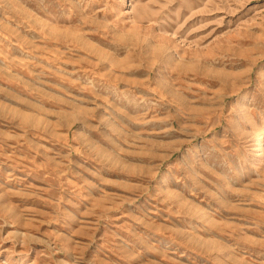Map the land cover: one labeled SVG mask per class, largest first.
Listing matches in <instances>:
<instances>
[{
	"label": "rangeland",
	"instance_id": "374dc122",
	"mask_svg": "<svg viewBox=\"0 0 264 264\" xmlns=\"http://www.w3.org/2000/svg\"><path fill=\"white\" fill-rule=\"evenodd\" d=\"M262 131L264 0H0V264H264Z\"/></svg>",
	"mask_w": 264,
	"mask_h": 264
},
{
	"label": "bare ground",
	"instance_id": "6f19581e",
	"mask_svg": "<svg viewBox=\"0 0 264 264\" xmlns=\"http://www.w3.org/2000/svg\"><path fill=\"white\" fill-rule=\"evenodd\" d=\"M262 143H264V131L259 133L254 139V146L261 148V157H264V147H262Z\"/></svg>",
	"mask_w": 264,
	"mask_h": 264
}]
</instances>
